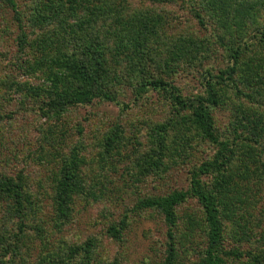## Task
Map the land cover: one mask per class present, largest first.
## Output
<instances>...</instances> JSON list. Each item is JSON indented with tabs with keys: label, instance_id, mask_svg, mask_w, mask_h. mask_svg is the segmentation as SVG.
<instances>
[{
	"label": "trees",
	"instance_id": "16d2710c",
	"mask_svg": "<svg viewBox=\"0 0 264 264\" xmlns=\"http://www.w3.org/2000/svg\"><path fill=\"white\" fill-rule=\"evenodd\" d=\"M1 1L19 20L17 67L36 82L0 78V103H30L48 124L35 149H20L41 170L32 177L22 168L0 170V264H100L96 237L63 245L56 237L75 204L114 205L128 187L159 181L180 166H187L184 188L144 194L130 209L156 212L166 226L163 253L147 264H264V0H151L188 2L213 38L192 31L172 36L155 10L126 16L109 0H35L45 12L27 31L16 1ZM217 53L226 61L214 68L209 62ZM188 68H201L202 91L192 96L175 84ZM128 90L136 101L163 94L172 116L146 120L147 130L130 123L131 133L116 122L87 157L83 127H67L68 113L95 100L119 104ZM221 107L230 110L224 129L214 119ZM2 109L0 124L11 119ZM73 128L78 138L68 152L41 158V140L66 148ZM205 145L213 146L209 156L201 155ZM190 199L196 208L180 213ZM128 217L110 220L108 236L122 242Z\"/></svg>",
	"mask_w": 264,
	"mask_h": 264
},
{
	"label": "rangeland",
	"instance_id": "374dc122",
	"mask_svg": "<svg viewBox=\"0 0 264 264\" xmlns=\"http://www.w3.org/2000/svg\"><path fill=\"white\" fill-rule=\"evenodd\" d=\"M15 1L19 17L21 16V23L26 25L27 31H30L31 19L34 20L33 22L41 21L37 15L45 11L42 6L36 5L35 0ZM109 2L113 3L118 12L126 16L135 15L138 10H155L163 17L164 31L171 33L172 36H181L192 31L200 36L206 35L213 38L210 33L212 28L203 29L191 15L188 2V4L178 1L175 3H153L151 0H109ZM18 24L19 20L17 21L16 13L0 0V78L13 77L17 81L34 83L36 78L23 74V70L18 68L16 64L17 61H20L19 57L22 53L17 40L20 31ZM216 55L209 62L210 65H213L214 68L223 67L226 61L224 55L222 53ZM200 73L201 68H188L175 76V84L181 88L182 94L192 96L202 91ZM13 95L17 99L18 94ZM119 100V104L95 100L91 104L77 106L68 113L66 117V121H69L67 127L76 123L83 127L82 140L87 157L95 156L99 149L95 144L97 138L114 123H121L126 133H131L130 123L143 124L147 130L146 120H148L147 123H161L168 120L173 113L172 106L163 94L154 91L149 92L146 99L136 101L128 90L126 94L120 96ZM24 106L22 107L16 100L5 102L4 106L0 103V108H3L1 113H6L11 117V119L5 118L0 124V170L14 173L22 168L25 173L32 177L35 170L40 166L36 165L29 157L23 156L20 149L23 148L27 151V148L35 149L39 145V129L47 127L48 120L33 111L30 103ZM229 111L228 108L222 107L214 111L215 123L219 129H224L226 126L230 117ZM97 128L100 129L97 131ZM73 132L74 136L68 140L66 148H64L66 144L61 145L62 147H56L54 143L46 144L41 140V143L45 145L44 150H38L39 154L42 155L41 158L51 154L56 155L60 149L68 152V147H72L71 144H74L78 138V133L74 128ZM3 140L9 144H4ZM2 143L6 147L8 145V149H5ZM14 143H16L15 146ZM200 150L203 151L202 156H209L213 153V146L205 145ZM5 157L6 159H4ZM173 168L159 181H154L152 177H149L145 183L138 187L127 186V191L120 196L118 203L114 205L107 202H96L83 206L81 202H77L71 222L65 225L61 231H56V237L64 238L62 245L73 242L80 243L89 236L96 237L99 254L97 260H100V264H147V261H154L163 253L166 239L165 223L156 212L137 215L130 209L132 210L136 199L144 194L184 188L188 183L187 166ZM114 178H117V183H121L117 175ZM125 180H127L126 177ZM196 206V201L190 199L182 205L180 213L185 209L191 211ZM123 213H128L130 220L124 232L123 241L118 242L108 236L106 229L110 220L118 219ZM30 253L29 262L32 263V261L37 260V247L34 246L30 249Z\"/></svg>",
	"mask_w": 264,
	"mask_h": 264
}]
</instances>
